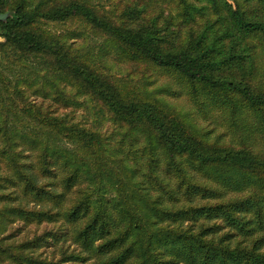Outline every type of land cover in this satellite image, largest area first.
I'll return each instance as SVG.
<instances>
[{
	"label": "trees",
	"instance_id": "16d2710c",
	"mask_svg": "<svg viewBox=\"0 0 264 264\" xmlns=\"http://www.w3.org/2000/svg\"><path fill=\"white\" fill-rule=\"evenodd\" d=\"M108 4L0 0V264H264V0ZM109 57L160 69L179 84L161 91L222 111L242 143L105 73ZM16 221L53 228L17 239Z\"/></svg>",
	"mask_w": 264,
	"mask_h": 264
},
{
	"label": "rangeland",
	"instance_id": "374dc122",
	"mask_svg": "<svg viewBox=\"0 0 264 264\" xmlns=\"http://www.w3.org/2000/svg\"><path fill=\"white\" fill-rule=\"evenodd\" d=\"M98 2V0H94ZM105 3L106 9H110L111 5L108 4V0H102ZM160 10V8H158ZM163 10L164 17H168L169 19L172 16H177V10L174 5L170 7L167 5L161 6ZM173 15H170V14ZM179 22V19H175V23ZM162 22V20H161ZM201 20L191 21V27L197 29L199 27V23ZM55 29L59 31H66L70 28L78 27L77 23L68 22L66 24H56L52 25ZM185 32V30H183ZM71 41H73L71 39ZM75 41V39H74ZM76 42H84L83 38H77ZM87 47L89 50L95 54H98L100 47L103 46V39L96 38L94 36H90L87 40ZM107 60V64L109 67H104V72L112 74L114 77L119 79H125L126 84L138 93H158L159 96L165 97L168 101H170L173 105L177 106L179 109H183L185 111H191L198 119L199 123L202 126H206L208 129H213L212 136H217L218 134H222L223 140L232 141L234 145L239 146L242 143V137L240 133L234 132L227 124V115L222 111H215V120L210 117H202L200 112L196 109V106L193 104L191 98L182 94L179 97H172L170 95L165 94L166 92L161 91L163 87H170L172 89H177L179 84L172 77L168 76L166 73L161 71L156 67H147L144 63H131V62H123L119 60H115L113 57L104 58ZM34 98V97H32ZM41 101V98L38 99ZM51 105L58 109L60 114L72 113L74 111L73 108H64L60 104L55 101H48ZM75 118L80 120L83 123H94V115L90 111V109L85 107H80L75 109ZM88 125V124H87ZM94 125V124H93ZM109 126V128H105ZM259 124H256V127ZM103 129L112 131L113 127L110 124H103ZM116 137V136H115ZM30 206H33L31 203ZM53 228V224L51 223H42V224H26L23 221H16L12 226L9 227L7 234L12 233L13 236H16L17 239L23 238L24 236L28 238H33L36 235H40L47 230H51ZM64 246L69 249H73L75 247L74 244H71L70 241L65 242ZM43 251L44 256H47L51 259H59L61 257L60 247L58 245L50 244L40 249ZM84 264V263H83Z\"/></svg>",
	"mask_w": 264,
	"mask_h": 264
},
{
	"label": "water",
	"instance_id": "95a60500",
	"mask_svg": "<svg viewBox=\"0 0 264 264\" xmlns=\"http://www.w3.org/2000/svg\"><path fill=\"white\" fill-rule=\"evenodd\" d=\"M229 1H231V0H229ZM9 16H10L9 12H5V13L0 12V21L6 20Z\"/></svg>",
	"mask_w": 264,
	"mask_h": 264
}]
</instances>
